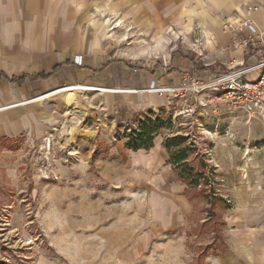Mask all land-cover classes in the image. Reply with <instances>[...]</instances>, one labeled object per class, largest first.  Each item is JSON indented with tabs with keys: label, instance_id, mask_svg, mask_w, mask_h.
I'll return each mask as SVG.
<instances>
[{
	"label": "rangeland",
	"instance_id": "obj_1",
	"mask_svg": "<svg viewBox=\"0 0 264 264\" xmlns=\"http://www.w3.org/2000/svg\"><path fill=\"white\" fill-rule=\"evenodd\" d=\"M122 25L114 38L127 66L156 71L168 61L195 78L227 69L223 41L203 26L202 38L176 29L174 38H156ZM97 92L79 94L96 116L85 122L91 136L74 145L68 136L78 120L67 122L65 93L36 104L35 133L0 138V264H264V112L221 117L208 106L190 116L194 102L178 101L155 111L162 129L153 148L134 152L125 136L144 113H121ZM175 136L193 148L196 189L166 149Z\"/></svg>",
	"mask_w": 264,
	"mask_h": 264
},
{
	"label": "crops",
	"instance_id": "obj_2",
	"mask_svg": "<svg viewBox=\"0 0 264 264\" xmlns=\"http://www.w3.org/2000/svg\"><path fill=\"white\" fill-rule=\"evenodd\" d=\"M250 1L257 6L251 16L252 23L264 38V0ZM246 16L245 0H0V138L35 133L36 104L49 99H39L42 96L36 99L37 95L67 85L102 89L104 92L97 93L125 114L168 108L166 95L110 93L105 88L142 89L155 80L160 85H174L180 83L187 68L179 67L176 72L171 67V72L159 78L161 70L139 68L141 81L125 76L124 72L134 66L118 59L121 54L128 55L125 49L116 50L118 39L114 36L119 28L107 30L106 26L130 25L133 28L130 34L142 32L156 38L166 31L174 38L169 33L172 28L185 36L202 38L203 26L206 36L223 41L219 55L230 64L261 47L257 37L250 42L249 29L238 30ZM91 24L98 25L95 35L91 34ZM228 47L235 49L230 59L226 58ZM214 48L218 52L217 46ZM143 53L137 54H147ZM115 54L116 60H112ZM119 69L120 85L116 79ZM41 73L51 76L31 80ZM107 93L112 95L108 98ZM174 197L183 199L184 195Z\"/></svg>",
	"mask_w": 264,
	"mask_h": 264
},
{
	"label": "built area",
	"instance_id": "obj_3",
	"mask_svg": "<svg viewBox=\"0 0 264 264\" xmlns=\"http://www.w3.org/2000/svg\"><path fill=\"white\" fill-rule=\"evenodd\" d=\"M245 7L247 16L238 30L243 32L249 29L251 32L250 42H254L257 37L261 47L241 61L226 65L227 69L222 72L199 78H195L186 72L183 74L180 83L174 85H160L155 80L148 87L142 89L113 90L105 88L106 91L110 93L166 95L168 108L178 101L194 102L188 108L190 116L196 115L197 110L208 106L213 109V112L219 113L218 116L221 117H237L241 114L252 115L258 111L264 112V38L259 36L251 20L257 6L250 0H245ZM168 63L166 61L162 65L161 75L168 73ZM139 68L134 66V68L125 71L124 75L132 76L136 81H141L142 73ZM157 77L160 76L157 75ZM116 79L117 84L120 85L121 75L119 72H117Z\"/></svg>",
	"mask_w": 264,
	"mask_h": 264
},
{
	"label": "trees",
	"instance_id": "obj_4",
	"mask_svg": "<svg viewBox=\"0 0 264 264\" xmlns=\"http://www.w3.org/2000/svg\"><path fill=\"white\" fill-rule=\"evenodd\" d=\"M50 76L51 75L41 73L31 77V80H45ZM161 121L162 119L155 113V111L144 113L141 116H138V126L130 128V134L125 136L126 147L134 152L150 151L154 146L156 137L159 135L162 129V126L160 125ZM184 144L185 140L181 139L178 136H175L174 138L167 140L166 149L170 150L172 161L176 165L177 169H182L181 177L183 178V180H185L186 183H189L191 188L196 189L199 185V179H201L202 174L194 175V169L191 168L189 163L187 162L189 154L192 152L193 148L190 145L186 146ZM182 146H184L183 149H181L177 153L172 152V148H181ZM185 193L190 201L194 199L195 195H189V188L185 191Z\"/></svg>",
	"mask_w": 264,
	"mask_h": 264
},
{
	"label": "bare ground",
	"instance_id": "obj_5",
	"mask_svg": "<svg viewBox=\"0 0 264 264\" xmlns=\"http://www.w3.org/2000/svg\"><path fill=\"white\" fill-rule=\"evenodd\" d=\"M115 27L122 28L123 25L121 23H117V24H115ZM169 33L171 34V36H174V37L177 35L176 32L174 31V29H170ZM91 90L104 92V90H102V89L94 90V89L87 88V87L72 86V87H67V88H64V89L56 90V91H54L52 93H49V94L39 98V99L44 100V99L50 98L51 95H58V94L61 95L63 93H65L67 95V103H68V106H67L68 110H67V113H66V116H67V119H68L67 122L75 120V119L78 120L77 124L73 128L72 134H70L71 136H68V139H69V141L71 142L72 145H74V143H76V139L79 136H83V137L87 136V138L91 136V132L86 130V128H85V122L89 118H95V116H96L95 115L96 114L95 113V109L94 108H92V109L84 108L81 105V97L79 95L80 93H82L84 96H87L88 92L91 91ZM80 91H82V92H80ZM77 115H79L81 118L78 117ZM63 130L65 131V129H63ZM209 135H211V137L215 138L216 140L219 137V135H213V134H209ZM248 156H249V154H248ZM245 169H246V166H242L239 169V171L240 172L242 171L244 173V175L247 176L248 171L245 170Z\"/></svg>",
	"mask_w": 264,
	"mask_h": 264
}]
</instances>
